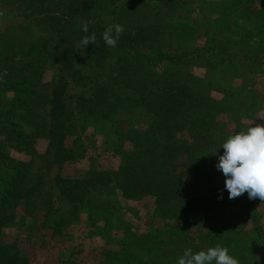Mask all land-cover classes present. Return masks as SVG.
<instances>
[{
    "label": "rangeland",
    "instance_id": "1",
    "mask_svg": "<svg viewBox=\"0 0 264 264\" xmlns=\"http://www.w3.org/2000/svg\"><path fill=\"white\" fill-rule=\"evenodd\" d=\"M88 2L0 0V181L22 173L27 178L21 186L36 184L28 212L19 192L0 243L24 264H127L116 256L121 251L137 264H177L186 248L195 253L218 243L239 264H264V202L249 200L247 193L229 199L224 185L207 180L201 169L206 164L199 161L214 168L229 133L254 120L253 126L264 123L258 118L264 116V0H176L172 8L168 0H99L90 23ZM160 19L169 23L157 32ZM84 23L104 31L122 25L121 49L96 37L97 53L88 56L78 47L81 35H69ZM146 33L159 35L153 48L137 41ZM229 39L237 44L228 45ZM162 44L181 57L178 65L143 68L141 59ZM128 50L164 91L180 85L179 93L159 99V120L171 111L166 104L176 101L181 126L153 129L147 150L140 147L142 138L134 144L125 133L129 126L148 131V116L140 108L120 111L116 103L119 94V103L132 97L122 80V51ZM168 72L171 77L162 80ZM92 80L99 88L107 84L117 111L108 107L86 117L75 106V98L90 97ZM197 83L206 105L190 108L194 95L187 103L180 91ZM50 115L59 117L53 123ZM7 124L14 134L32 135L30 141L8 138ZM52 124L56 132L50 136ZM62 147L80 157L58 162ZM220 178L224 184L222 171ZM219 194L224 203L216 201Z\"/></svg>",
    "mask_w": 264,
    "mask_h": 264
},
{
    "label": "trees",
    "instance_id": "2",
    "mask_svg": "<svg viewBox=\"0 0 264 264\" xmlns=\"http://www.w3.org/2000/svg\"><path fill=\"white\" fill-rule=\"evenodd\" d=\"M99 0H90V2H88L85 8V21L90 23V19H91V15L90 12L92 9L95 8L97 2ZM170 1L168 4V8H172L174 6H176L175 3H173L176 0H168ZM157 25V32L158 29L160 31V29L163 30V25L168 24V21H164L163 19L158 20L157 22H155ZM236 23L234 22V24L232 25L233 27H236ZM93 32H95L96 37L98 40L103 41V38L100 36L102 35V33L104 32L103 28L99 27L96 28L95 30L93 29V27H88V32L85 33L83 32L81 29L80 30H73L72 33H70L69 35H73L76 33H79L81 35V38L85 35H91ZM167 34L166 32L161 33L160 35H165ZM136 36H140V35H135ZM159 35H155V34H151V33H146L144 34L141 38H139L137 41L141 42L145 48L151 47L153 48V46L156 44V40L157 37ZM174 37H177V34L174 35ZM255 37V39H257L258 37L256 36H250L249 38H253ZM136 41V40H135ZM134 40H131V43H136ZM235 41V42H234ZM105 43V42H104ZM237 44V40L236 39H229L228 41V45L234 46ZM170 45L167 44H162L160 46H158L159 50H152V53L150 54L149 57L145 58V59H141L144 60L145 63H143V68H145V66L147 64H159L162 62H166L167 65L169 66H177L179 61L181 60V57H178L176 55H172L166 51L168 49ZM116 47L121 49V45H119L118 43L116 44ZM86 53L89 56L91 55H96L97 53V49L95 48V45L93 44H89L86 48ZM220 50V49H219ZM119 51V50H118ZM121 53V51L119 52ZM132 53L131 50L128 51H122V55L124 54V56H126V58H124V67L126 69V74L127 76H125V78H123V83H125V85L127 87H129V89H131V98H127V99H123V101L121 103H119V101L122 99L121 94H119L120 96H118L116 98V103H118V107H121L120 111H124L125 113H131L132 111H134L135 109H141V111L148 116V123H149V127H148V131H146L145 133H140L137 131H134L133 127L129 126L125 135L127 136L128 139H130L131 141H133L132 143L135 144V142L137 140H139L140 138H142L143 143L142 145H140L141 148H145L146 150L148 149V147L150 146V144L152 143V141L154 140L155 137V133L153 129H164V127H170L172 128V130L175 129V127H179L181 126V123L179 121H183V119L181 118V115H178V110L175 109H179L180 104H178L176 101H173L171 103V101H169V103H167L166 105L171 104V113L168 111L166 112V110L164 112H166L165 116L163 117L162 121L159 120V114L160 112H162L163 109V105L164 102L159 101L160 98H162L165 95H169L171 94V92H175L179 93V88L180 85L178 84V82L176 81L175 84H171L170 88L166 91H164L162 88H160L158 86V81L155 79H149L146 77V73L145 71H143L142 65H139L138 63H141L140 60H137L135 58H133L130 54ZM227 55L225 56V60H226ZM217 58V56H216ZM83 59H87L86 55H84ZM177 62V64H176ZM139 70V71H137ZM145 70V69H144ZM142 72V75L141 73ZM169 73V72H168ZM166 74L165 77L162 78V80H166L168 78L171 77V74ZM157 78V77H155ZM75 79V77L73 78ZM75 84L78 85L79 83V77L77 79H75L74 81ZM90 83L94 84V87L92 88V92L89 98L87 99H83V98H75V106L77 105V107L81 110H86V117H98L102 112L104 113L106 111V109L109 107V110H111V112H115L117 110L116 106H113L110 104L111 98L108 94H106L105 91V87L106 85H104L103 88H99L97 86V81L92 80ZM111 85H114L113 83H111ZM184 85V84H183ZM191 86H182V89L180 91L181 96L185 99V101L188 103V101H192L193 99H191V94H193L195 97V103L196 104H186L189 105V107H198L201 108V106H205L206 105V101H205V95L202 94L203 93V87L201 85L197 84H190ZM144 95V96H142ZM150 96L149 98L147 96ZM153 99V100H152ZM207 99V98H206ZM209 102V101H208ZM210 103V102H209ZM211 104V103H210ZM221 105V104H220ZM215 107V106H214ZM69 115V114H68ZM67 115V116H68ZM59 116H53L50 115L51 121L54 123L56 122V120L58 119ZM70 117V116H68ZM65 120H69L68 118H65ZM197 123H203L202 120H198ZM7 124V128L5 129V134L8 138H11V135L14 134V128L10 125ZM182 129H186L187 127L183 126L181 127ZM180 128V129H181ZM74 131V130H73ZM175 131V130H174ZM54 132H56L55 130V125L52 124L50 127V130L48 131L49 135L52 136V134H54ZM150 133L149 137H145L146 134ZM15 138H17V141H21L22 143L25 144V142L30 141L31 136L30 134H21L19 133H15L14 134ZM116 135L118 137H122L123 134L122 133H118L116 131ZM165 135L167 136V138L170 137V134L165 133ZM55 141H57V138H53ZM134 146V145H133ZM134 151H135V147H134ZM78 152L74 151V149H65V148H61L60 152L56 153V157L58 158L57 161L60 162V160L63 158L64 161H67L68 159H77L80 156H77ZM148 155V154H147ZM203 165H205V167H202V171L205 174V177L207 178V180L213 184H220V185H224L222 183L221 180V171L217 170V168L215 167V164H213L214 168H208L209 164L203 160L200 159L199 160ZM212 166V167H213ZM207 167V168H206ZM132 169H135V171H137L139 168L138 166L133 167L131 165ZM126 169V166H124V164H122L121 166V172H124V170ZM20 176V178H19ZM26 177V176H25ZM23 176V174H19V175H13L12 177L8 178V179H2L0 181V234L2 229L4 228L5 225L9 224L10 221L13 219V215L11 214V209L13 208V206H15L16 204L19 203V192L23 191L22 194V198L24 200V210L26 212H28L32 205L29 204L30 200L28 197H31V194L34 192L35 193V185L33 186H29V187H23L21 186L23 181L27 178H25ZM109 181V179H108ZM152 182V181H149ZM153 183L150 185L152 186ZM39 191V190H38ZM37 192V191H36ZM33 193V194H34ZM72 193H74V196L76 195V192H74V190L72 189ZM222 195V194H219ZM218 203H224V199H217L216 200ZM28 208V209H27ZM133 252V250L131 251ZM126 252H119L118 255L116 256H120L121 259H124L127 264H137L135 258L132 255H123ZM115 254L110 255L109 257H113L116 259ZM107 258H105L106 260ZM107 261V260H106ZM0 264H24L23 261L18 259V256L15 254H12V252L4 247V245H2L0 243ZM120 264H123L122 262H120Z\"/></svg>",
    "mask_w": 264,
    "mask_h": 264
},
{
    "label": "clouds",
    "instance_id": "3",
    "mask_svg": "<svg viewBox=\"0 0 264 264\" xmlns=\"http://www.w3.org/2000/svg\"><path fill=\"white\" fill-rule=\"evenodd\" d=\"M81 30L87 33L88 23H84ZM124 31L122 25L110 24L102 33V38L106 45L115 47ZM89 44H96L95 32L83 36L78 47L85 49ZM258 118L264 120V116ZM254 121L247 125L246 130L229 133L219 147L223 149V154L218 156L215 167L222 171L225 177L224 187L228 191L229 199H236L247 193L249 200L258 198L264 202V123L253 126ZM218 149L212 154L216 155ZM218 198L222 199V195ZM213 262L239 264L237 258L229 255L227 247L219 243L195 253L191 248H186L178 258L177 264H213Z\"/></svg>",
    "mask_w": 264,
    "mask_h": 264
}]
</instances>
